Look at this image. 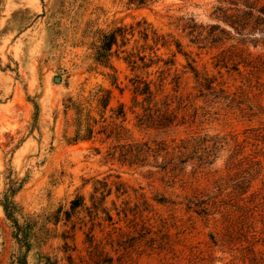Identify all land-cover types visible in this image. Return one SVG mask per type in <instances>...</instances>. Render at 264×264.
Wrapping results in <instances>:
<instances>
[{"label":"rangeland","instance_id":"obj_1","mask_svg":"<svg viewBox=\"0 0 264 264\" xmlns=\"http://www.w3.org/2000/svg\"><path fill=\"white\" fill-rule=\"evenodd\" d=\"M236 2L0 0V264L18 251L3 209L11 184L18 224L50 218L29 264L38 253L57 264H264V28L236 33L226 19L250 12ZM112 31L104 64L98 47ZM194 72L227 99L200 96ZM143 83L151 101L134 93ZM78 104L96 130L121 125V143L206 135L217 158L197 180L167 185L110 159L100 136L68 144L65 111ZM146 108L174 126L139 127Z\"/></svg>","mask_w":264,"mask_h":264},{"label":"trees","instance_id":"obj_2","mask_svg":"<svg viewBox=\"0 0 264 264\" xmlns=\"http://www.w3.org/2000/svg\"><path fill=\"white\" fill-rule=\"evenodd\" d=\"M157 0H128V5L136 7H144L150 5ZM234 4L238 7L241 4L243 7L250 10V12L241 11V14L233 17L230 16L226 19V22L233 28V30L241 34L240 32L250 28L247 35L252 34L254 31H263L264 28V6L258 8L256 2L258 0H236ZM143 38L148 39V33L143 32ZM117 34L115 31L107 34L103 37L101 45L98 47L97 61L108 64L110 58V52L112 46L116 44ZM154 45H157L155 41ZM162 46L169 47L170 44L164 42ZM176 47L179 45L176 43ZM152 49V48H151ZM131 57V55H129ZM144 56L140 57V60H144ZM130 63V62H129ZM167 65L172 66V61H169ZM194 78L201 88L200 96H205L204 91H209V95L214 98L227 99V95L218 97L223 93V90L219 92L215 91L211 85L212 81H208V84L200 83L198 79V73L194 72ZM179 78H177L178 80ZM205 81V79H204ZM162 87V84L160 85ZM134 93L147 98L151 101L155 95H153L150 85L143 83L142 87L137 86ZM219 93V94H218ZM69 105L65 111V125L67 130L70 128H76L74 137H67L68 144H76L79 141H90L93 138L100 136L101 142H111L112 148H110L108 156L112 160H117L121 165L129 168H145L153 169L151 175H159L160 180L165 184L174 185L177 182H182V185L187 184L189 179L197 180V176L200 175L203 170L210 167L217 158V151L219 149L216 137L204 136H189L187 138L179 139L177 143L172 141L168 143L164 140H128L121 143L123 139V132L125 129L119 125L109 123L107 125H101L99 130H96L98 121L92 117L91 112L88 111L84 114L85 109L81 104L76 106V110L70 108ZM108 106V101L103 105V109ZM72 111V113H70ZM158 112V111H156ZM152 113L150 109L146 108L144 112L138 117L137 125L146 129H163L174 126L173 118L167 114ZM124 112H121L122 121H124ZM118 118V117H117ZM105 122V120L103 121ZM84 131V135L81 132ZM122 133V134H121ZM190 168V173L187 175L186 168ZM187 177V178H186ZM244 180V179H243ZM249 183V181H248ZM14 184H11V188L8 191V195L4 198L3 209L6 218L10 221L13 228V239L17 244L18 251L15 256L12 257L10 264H29L28 255L32 251L34 246H42L45 241V235H48L47 225L50 223L49 217L42 218H30L24 224H18L16 220V213L18 211L16 204L10 198L13 194ZM187 209H191V205H194L196 201L188 199ZM159 203H171L175 204V201H167L165 197L157 200ZM82 197H77L71 202L70 210L74 211L84 203ZM206 213L204 209H200L197 213ZM68 216V213H65ZM70 258V257H69ZM37 260L40 264H57L56 260H52L48 255L38 253Z\"/></svg>","mask_w":264,"mask_h":264},{"label":"water","instance_id":"obj_3","mask_svg":"<svg viewBox=\"0 0 264 264\" xmlns=\"http://www.w3.org/2000/svg\"><path fill=\"white\" fill-rule=\"evenodd\" d=\"M60 79L59 78H57V81H59Z\"/></svg>","mask_w":264,"mask_h":264}]
</instances>
